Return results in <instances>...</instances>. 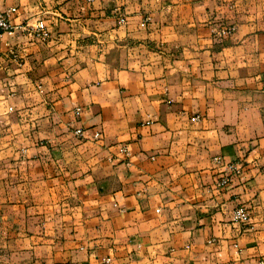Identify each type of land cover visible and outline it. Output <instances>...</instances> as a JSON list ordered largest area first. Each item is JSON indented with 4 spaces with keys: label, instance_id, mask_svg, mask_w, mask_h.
<instances>
[{
    "label": "crops",
    "instance_id": "0c3cea01",
    "mask_svg": "<svg viewBox=\"0 0 264 264\" xmlns=\"http://www.w3.org/2000/svg\"><path fill=\"white\" fill-rule=\"evenodd\" d=\"M11 9L0 264H264V0ZM217 157L244 167L225 188Z\"/></svg>",
    "mask_w": 264,
    "mask_h": 264
},
{
    "label": "built area",
    "instance_id": "2783aa9c",
    "mask_svg": "<svg viewBox=\"0 0 264 264\" xmlns=\"http://www.w3.org/2000/svg\"><path fill=\"white\" fill-rule=\"evenodd\" d=\"M16 9H11L8 12H0V43L2 41V38L6 34H13L16 33L17 27L12 23L11 20V13H14ZM125 19H120V23H124ZM27 28L31 29L33 32H35L36 36L40 38L42 41H47L50 38V30L49 28L45 25L44 21H39L36 25L32 26H26ZM233 28H230L228 30H221L220 33L222 35L227 34V33H232ZM198 118H194V120H197ZM78 135H82L84 131L82 129H78L77 131ZM99 134H96V138H99ZM215 162L219 165H221L224 169L222 173L220 174V177L217 182V186L219 188H225L232 180L243 173L244 167L242 164L239 162H234L230 164H224L223 159L221 157H217L214 159ZM234 221L239 222L243 225L248 224L250 221L251 215L248 210L245 208H237L234 211Z\"/></svg>",
    "mask_w": 264,
    "mask_h": 264
}]
</instances>
